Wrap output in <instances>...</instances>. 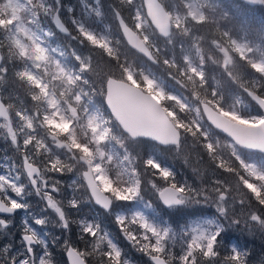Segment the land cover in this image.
I'll return each instance as SVG.
<instances>
[{
	"label": "snow or ice",
	"instance_id": "snow-or-ice-1",
	"mask_svg": "<svg viewBox=\"0 0 264 264\" xmlns=\"http://www.w3.org/2000/svg\"><path fill=\"white\" fill-rule=\"evenodd\" d=\"M250 2L264 4V0ZM118 3L120 9H133L131 13L114 9L120 38L129 48L149 60H155L152 49L156 45L152 36L167 38L174 31L183 30L184 20L173 16L161 0H140L139 4L136 0H118ZM68 12L71 14L73 10L68 9ZM41 13L51 14L61 32L69 31L61 22L60 16L44 6L41 0L30 24H35ZM96 14L99 15V12ZM190 16L191 22L198 25L205 23L206 18L197 12H192ZM73 25L78 33L73 38L87 41L93 49L100 52V59L88 56L81 60L79 56H74L78 71L62 66L59 60L54 61V79L64 81L66 92L70 94L68 99L57 98L53 84L44 78L45 73L19 71L17 75L30 90V95L26 96L30 102L25 106L23 98L17 96L22 107L16 108L13 101L3 94L2 85L8 79L10 67L7 58L0 55V121L4 122L0 127L6 129L5 137L17 148L22 159L19 174L0 175V214H13L27 207L8 195L9 191L21 199L25 195H34L38 198L37 203L43 213V216L34 218V224L43 228L49 223L50 214H55L57 222L53 226L63 229L62 234L66 236L62 250L67 256L68 264H129L123 258L121 249L108 239L106 233L101 234L98 225L74 219L66 211L77 209L80 204L89 201L107 210L116 202L135 201L140 197L142 187V174L136 171L134 160L128 155L120 161L118 170L106 166V161L110 163L112 157L106 158L100 148L110 137L111 129L106 126L110 122L102 120L98 114L89 113L87 107L94 95L91 89H94L96 79L105 88L113 82V70L120 68L117 63L119 56L109 40L98 37L75 19ZM148 29H151V35ZM5 30L3 21H0V31ZM223 35L227 37L228 33ZM25 40L29 43H25ZM11 45L21 58L33 61L37 69L43 66L46 71L47 66L53 63L30 27L24 29L23 40L12 37ZM231 49L230 52L219 48L223 61L218 67L227 79L264 109V83L260 79L248 80L245 71L239 77L233 71L234 60L238 59L242 65L264 78V61L249 59L246 46L235 41L231 42ZM206 59L207 57H201L199 66L187 63L186 67L179 68L174 60L165 58V65L182 73V79L177 80V83L186 93L183 102L176 96L166 95L146 76L143 83L147 95L141 97L146 105L152 130L142 133L140 137L150 138L161 145L175 146L181 159L201 182L199 187L178 186L172 173L162 169L152 159L145 161L141 167L162 181L159 185L153 183L152 187L164 205L203 202L215 206L218 218L226 226L241 223L242 217L264 226V212L259 211L264 209V172L241 159L236 148L239 146L264 152V117L244 119L235 109L224 108L220 89L213 88L207 82L204 71ZM123 71L126 72L127 80H135L130 72L126 69ZM244 81H251L250 87ZM81 82L89 86V91L73 92L72 88ZM106 104L116 121L124 124V118L112 104L110 96L107 97ZM78 111L83 112V117L78 115ZM82 119L85 121L87 139H81L77 133ZM249 122H259L261 128L250 132L241 127ZM208 125L230 138L231 142L213 140L206 131ZM18 130L23 134L18 135ZM189 136L193 138L191 153L185 152V141ZM61 139L65 142L61 143ZM222 142L230 150L228 158L218 154ZM193 157L196 165L192 164ZM70 174H75L80 182L73 181L66 185L64 179ZM21 176L24 177V183H20ZM230 179L235 180V192L240 193L239 199L234 194ZM29 187L31 191H27ZM69 189L73 193L71 198L66 196ZM82 191L85 195L81 194ZM252 200H255L257 207H253ZM237 204L240 205L239 216L233 212ZM115 223L124 239L138 253L147 257L151 264H217V261L219 264H246L247 254L236 249L221 256L219 239L222 238L223 227L219 225L215 230L199 226L189 228L184 232V241L177 247L170 228L158 227L143 215L117 217ZM72 225L80 226L82 234L78 238L82 241L83 248L78 249L68 242L67 233ZM8 226L7 220L0 219V229ZM86 236L89 240H85ZM22 240L25 245L23 253H12L11 244L0 247V264H52L48 245L27 225L22 233ZM41 249L43 255H40Z\"/></svg>",
	"mask_w": 264,
	"mask_h": 264
},
{
	"label": "trees",
	"instance_id": "trees-1",
	"mask_svg": "<svg viewBox=\"0 0 264 264\" xmlns=\"http://www.w3.org/2000/svg\"><path fill=\"white\" fill-rule=\"evenodd\" d=\"M17 3L20 6V9L17 11L16 16L19 18L21 23L25 27H30V31L36 32L39 35V40L43 44L44 48L47 50L50 58H54L59 60L62 63V66L66 68H71L73 71H78V65L77 62L74 59V54L70 52L66 47L65 39L67 36L61 35L58 32H55L53 29L50 28L49 22H48V15L41 13L40 18L36 21L35 24H30L32 21L33 15L35 10L39 8V0H16ZM44 0H41L43 3ZM176 5H181L180 8L176 7V14L177 16H183V14L186 12V7L183 6L182 1L185 0H173ZM209 1L214 0H207V4ZM48 2V0H47ZM202 2V0H201ZM140 3V2H139ZM162 4L167 8V6L162 2ZM59 5L64 12V16L67 18L66 24L63 23L68 29L69 33L72 34L74 37L78 35L76 31V27L73 25V19L77 21L78 24L83 25L87 30L92 31L94 34H98L101 32H106L107 29L110 31L112 30L116 36L117 39L120 40L121 44V51L116 53L119 56V60L117 61L118 64H120L119 69L113 70V78L123 79L126 80V72L123 71L126 69L131 74L135 73L132 72V67L128 64L127 60L130 56H133L137 58L138 64L135 65V68L140 71V73L146 75L147 77L154 79L155 81H159L163 86L164 90L171 92L173 94H176L178 97H180L184 101V97L186 95L184 89L180 86V84L177 83L178 77H182V74H177L174 71H171L167 65H164L161 60L159 59L157 53L152 51V54L157 61L156 65L150 64L148 61H146L144 58H142L140 55L136 54L134 51L129 49L125 43L120 38L119 32L117 30V27L114 23L113 16L111 13L112 9H120V5L118 3V0H59ZM198 15L203 16V12L201 10V3H195ZM211 9H213L212 4H208ZM68 9H72L73 12L70 14L68 12ZM122 12H126V9H120ZM207 10V9H206ZM99 12V15L96 13ZM187 15V13L185 14ZM181 17L184 22L187 24H184L183 26L186 27L191 32H194L192 35H194L196 38H201L204 42L211 41V43H221L222 45L228 46V50L231 52V46L229 45L228 41L233 39H237V33L240 32H248L249 35L253 37V41H257L261 44H264V4L262 7H251L247 8L246 11L238 12L236 11V27L235 23L232 25V28H215L212 26H209L208 24L212 23L211 19L206 18L205 23L202 25H198L194 22H191V18L185 16ZM207 16V12H206ZM6 8L3 13H0V21H3V27L6 29L5 31H0V54L3 55L5 58H7L9 62V73H8V79L3 85L10 86L14 88L16 91L21 92L20 97L24 99L25 104L27 105L30 101L26 96L30 95V90L27 87V85L22 82L17 75V72L19 71H25L26 67L28 66V59L21 58L17 53L16 50L11 46L8 38V28H6ZM62 19V18H61ZM230 19V18H228ZM62 21V20H61ZM211 25V24H210ZM43 26V28H42ZM237 26L240 27V30L237 31ZM245 28V31L242 30V28ZM151 32V29H148ZM176 32V31H174ZM223 33H228V36L225 37ZM157 40H165V38H160L157 36H154ZM180 39V38H179ZM80 43V44H79ZM78 48H82L81 51L78 52V55H81V60L88 56H94L96 59H100V52L96 49H93L87 41H83L82 38H79L76 41L75 44ZM179 48V51L177 54H186L189 58V60L194 64L198 65L200 64L201 57H203V53H205L206 45L202 49V46L199 42H194L189 44L188 42H183ZM171 55L173 59H177V54L174 51L175 49L173 46H171ZM123 54L125 57H123ZM234 55V54H233ZM126 58V59H125ZM184 68V66H183ZM142 76V75H141ZM137 80V84L140 83V80ZM94 89H91V91L94 93L92 96L91 102L87 103V107L92 108L94 110V107L92 104L95 105L96 108H98V111L102 112L105 115L106 118L110 122L106 126L111 129V134L109 139L101 146L102 149H104L105 153L108 155H105L107 158L108 156L112 157V160L110 163H108V167L110 169H116L118 170L117 166L120 163V161L123 160L125 155H128L130 159L134 160V167L138 173L142 174V187H141V195L138 197L135 201L131 202H121V210L127 211L132 205V202H140L141 204L145 205V211L144 216L156 223L158 222L161 225L170 224L173 220L176 219V215L171 214V208H177V207H169V208H163L161 207L156 199H155V192H151V189L148 187L147 180L149 178L155 179L152 175V172L145 171L143 167H141L144 162L141 159V157H149L150 159L154 160L155 163L159 164L160 167L164 166L171 170H174L176 173H187V165L181 164L180 159L177 157V153L171 152L172 148L171 146H159L152 141L146 140V139H127L128 137L122 133V131L117 127V125L112 120L111 116L106 111L103 102H102V96H103V85L99 82V79H96L94 81ZM246 86H249L246 84ZM76 89H80L83 91H89V86L84 85L82 82L78 83L76 86H74ZM250 87V86H249ZM97 96V99H96ZM99 105H97V104ZM43 108V105L41 106ZM223 107L229 110L235 109L238 111V113L242 116H249V115H255L258 114L259 111L257 107L251 103L243 91L239 89L237 86H235V89L233 91L232 97L227 99L225 103H223ZM85 121L81 120V127L84 125ZM77 129L78 135L84 136L88 135L82 128ZM206 131L211 133V136L217 135L218 138H224L221 134L214 131L212 128L207 126ZM214 134V135H213ZM192 137L189 136L186 138L187 146L185 148V152L191 153L193 150L191 148L192 144ZM134 140V141H132ZM61 141L65 142L63 139ZM3 145L0 141V147ZM103 151V152H104ZM196 151H201L200 149H196ZM5 154L9 159L12 160V157H14L13 162L15 161V157L17 155L11 153L9 150H4V153L0 150V155ZM218 154L223 155V157L228 158L230 155H227L223 152L221 148L218 149ZM238 154L241 158L244 159H252L256 160L258 158H261L264 160V156L260 155L257 152H250L242 149H238ZM206 159V156H205ZM256 162V161H255ZM9 163V162H8ZM192 164L196 165L195 157L192 158ZM184 165V166H183ZM17 169L20 172V164L17 165ZM125 166H127V162H125ZM14 169L16 171V166H14ZM159 181V179H157ZM24 183V180L22 181ZM157 183V182H156ZM162 182L159 181L158 184H161ZM27 191H31L30 187L27 189ZM68 193H66L67 196ZM29 195H25L23 198V202L28 204L26 205L31 210L33 207H35V204L33 202H30ZM68 198V197H67ZM253 206L257 207L255 200H252ZM112 208V206H111ZM68 214L74 218L78 219L80 221L86 220L89 218H92L91 223L95 222H104L105 220V212L98 209L97 207L93 206L91 202H86L85 204L79 205L77 209H66ZM259 211L264 212V209H260ZM156 221V222H155ZM80 226L79 225H72L70 228V231L67 233L68 242L75 240L74 247L76 248H83L84 245L82 241L78 238L81 235ZM75 237V239L73 238ZM124 241V240H123ZM48 245V251L51 253V259L52 264H65L62 254V244L59 240L55 241V245L53 246V243L47 242ZM259 250V247L255 246L250 251L251 254L257 253ZM260 260L258 261V264H264V249H262ZM251 260L252 257L250 256ZM249 261V257L246 256V262ZM255 262H251L250 264H253Z\"/></svg>",
	"mask_w": 264,
	"mask_h": 264
},
{
	"label": "rangeland",
	"instance_id": "rangeland-1",
	"mask_svg": "<svg viewBox=\"0 0 264 264\" xmlns=\"http://www.w3.org/2000/svg\"><path fill=\"white\" fill-rule=\"evenodd\" d=\"M139 2H140V0H136L137 4H139ZM162 2L171 11L173 16H177V14L175 13L176 7L180 8L181 5L173 4L174 3L173 0H161V3ZM195 3L205 4L206 2H201V0H185V1H182L183 6L186 7L187 10L183 14V16H180V17H184V15L187 13V15H185V16L191 18L190 14L192 12H197V8H196ZM43 5L51 8L54 12H56L60 16V19L62 18L61 19L62 22L66 24L67 18L64 16V12L62 11L59 3H57V0H48V2H47V0H44ZM5 8H6V18H7L6 24H8V26L6 25V28H8L7 32H8V38H9L10 44H11V38L12 37H17V38L23 40L24 39V29L28 28V27H25L21 23L19 18L16 16L17 11L20 9L19 4L17 3L16 0H0V13H3L5 11ZM212 8L214 9L215 6H213ZM213 9H210V11L212 12V15H217V13H215ZM67 10H68V8H67ZM132 11H133V9H131V8L126 9L127 13H131ZM47 15H48L49 26L51 29H53L51 27V24H50L51 14H47ZM203 16L206 18L205 12H203ZM13 22H15V23H13ZM236 23L237 22H235V27H236ZM184 24H187V23L184 22ZM42 28H43V26H42ZM245 28L246 27L242 28V30L245 31ZM239 30H240V27L237 26V31H239ZM148 32L151 35V32L149 30H148ZM193 33L194 32H191L190 30H188L186 27L183 26L182 31L177 30L176 32H173L172 35L170 37L165 38V40H157L154 36H152V40L154 41V43L156 45V47L153 48L152 51L157 53L159 59L161 60V62L164 65H165V63H164L165 58H168L169 61L174 60L176 62V64L179 66V68H183V66L186 67L187 63H191L192 65H194V64L189 60V58L186 54H183V55L177 54L180 46H183L181 44L183 42H188L189 44L194 43V42H199L202 46V49L207 44L206 49H205V53H203V57H207L206 62H205L206 66L204 68V71H205L206 77H207V82L213 88L218 87L220 89V94L223 95V103H225V101H227V99L232 97L233 91H234L235 86H236L235 84H233L231 82V80L227 79L223 75L222 71L218 67L223 61V55L219 51V48L228 49V46L222 45L221 43H216V42H215L216 44H213L209 40L204 42L201 38H196L194 35H192ZM33 34L39 39L38 33L33 32ZM97 36L103 37V38H106L107 40H109L112 48L114 50H116L117 52H119V51H121V53L123 52L121 49V44H120L121 42H120V40L117 39L116 34L112 30L109 31L107 29L106 32L98 33ZM77 40L78 39H74V38L70 39L69 37H66V39L64 41L67 45L66 48L68 50H70V52L73 53L74 56H79L81 58V55H78V52L81 51L82 48H78L75 45ZM232 41H235L239 45L246 46V48L248 50L247 56L249 59H251L253 61H257V62L264 61V44H261L257 41H253V37L251 35H249L248 32L237 33V39H235V40L231 39L228 41L230 46H231ZM24 42L29 43V41H27V40H25ZM217 45H219V47ZM41 46L44 47L42 43H41ZM171 46H173V48L175 49L174 51L177 54V56H176L177 59L176 58L173 59V57L171 55V52H172ZM157 49H158V51H157ZM123 57H125L124 54H123ZM51 60L53 61V63H50L47 66L46 71H45V68L43 66L41 68L37 69L33 64V61L28 60V66L26 67V70L32 71V72L39 71V72L45 73L44 78L48 79L53 84L57 98L61 99V100L68 99L70 94L66 92V85H65L64 81L54 79V73H55L54 61H56V59L52 58ZM127 62L132 67V72L136 74V76L134 74H132L135 77V80L134 81L128 80V82H130L131 84L136 85V86L139 85V88H141L142 90L145 91L146 86L143 83V78L146 75L140 73V71L135 68V65L139 63L137 58L130 56L128 58ZM169 69L171 71H174L177 74H182L176 68H169ZM233 71H234V75H236L238 77L245 71V75H246V78L248 80L260 79L261 82L264 83V78H260L258 76V74L254 73L250 68H247L244 65H242L238 59L234 60ZM136 79L140 80L139 84H137ZM178 79H182V77H178ZM152 80L156 83L158 88H160L166 95L176 96L177 98H179L183 102V100L180 97H178L176 94L165 91L164 86L159 81H155L154 79H152ZM244 83L248 84L249 86L251 85V81H244ZM2 89H3V94L7 95L9 97V99L13 101L16 108L22 107V105L16 99L17 96L20 97L21 92H18L14 88L7 86V85H2ZM72 91L73 92H79L80 89L78 90L75 87H73ZM21 98H22V96H21ZM24 99L25 98H23V101H24ZM96 99H97V96H96ZM24 104H25V102H24ZM92 105L94 107V110L92 108H89L88 109L89 113L98 114L102 120H105V115L102 112L98 111V108H96L94 104H92ZM25 106H27V105L25 104ZM170 110H171V108H170ZM68 114L70 115V113H68ZM78 115L83 117L84 114H83V112L78 111ZM240 116L244 119H249V120L252 118H262V114L260 112L258 114H255V115H249V116L240 115ZM82 120H84V119H82ZM106 120L108 121L107 118H106ZM3 123H4L3 121H0V124H3ZM247 124H254V123L249 122ZM81 128L87 133V129H86V127H84V125ZM207 133H208V135H211V133H209V132H207ZM17 134L22 135L23 132L18 130ZM5 135H6V129L0 127V141H1V144L3 145L2 147H0L1 152L4 153V150H9V151H11V153H13L17 156L15 157L16 162H13L14 157H12V160H11L5 154L0 155V175L9 176L10 174H19L20 172L17 169V167H18L17 165H19V164L21 165V163H22L21 156L19 155L17 148H15L11 145V141L9 139H7L5 137ZM87 138H88V135L81 136V139H87ZM211 138L213 140L220 139V140H226V141L230 142L225 137L224 138H218L217 135L211 136ZM127 139H129V138H127ZM132 141H134V140H132ZM171 147H173L171 152L177 153V157L180 159L181 157H180L179 152L177 151L176 147L175 146H171ZM219 148H221L225 154L230 155V150L224 145L223 142L221 143ZM236 148H237V154H238V149L240 150V148H238L237 146H236ZM100 150L102 152L104 151V149H102V148H100ZM60 151L62 152L63 150H60ZM103 153L105 155H108L107 153H105V151ZM141 159L143 160V162H145L150 158L144 156V157H141ZM241 159H243L247 164H251V165L255 166L258 171L264 172V160L263 159H261V158H258L256 160L244 159V158H241ZM180 161H181V164L184 163V161L182 159H180ZM107 164L108 163L106 161V166L108 167ZM14 166H16V171L14 169ZM161 168L167 169L172 173L173 180L175 183L178 184V186L190 185L193 188H197V187H199V185L201 183L200 181H198L196 179L195 175L192 173V171L189 167H187V173H181V174L176 173L174 170H171V169L164 167V166H162ZM23 180H24V177L21 176L20 183H23L22 182ZM73 181H77L78 183L80 182L77 180V177L75 174H70L67 178L64 179V183L66 185L71 184ZM159 181L157 179L155 181V179H151V178H149L147 180V184H148V187L151 189V192L152 191H153V193L155 192V190L152 187V184L155 183V184L159 185L158 184ZM230 182L233 184L234 194L239 199L240 193L235 192V180L230 179ZM67 193H68L67 197L71 198L73 195L72 191L69 189ZM7 194L12 196V198L17 199L18 202H21L23 204L28 203V202H26V203L23 202L24 197L22 199L15 197L14 193H11L10 191ZM81 194L85 195L83 193V191ZM251 204L253 205L252 201H251ZM26 205H28V204H26ZM144 208H145L144 204H141L140 202H136V203L132 202L131 207L129 208V210L126 213L125 211L121 210V202H116L112 205V208H110L107 212H105V220L106 221H104V222H95L94 221L93 223H91L92 218H89L86 220L84 219L82 221L84 223H87V224L98 225L100 230H101V234H105V233L107 234L108 239L111 240L118 248L121 249L123 258L126 259L129 262V264H146V263H148L147 257H145L141 253H138L124 239V237L122 236V234L120 232L119 227L115 223V219L117 217H131V216H134L137 214L144 216V211H145ZM233 212L235 215L239 216L240 205L237 204L234 207ZM171 214L172 215L174 214L177 217L169 225L168 224L161 225L156 221H155L156 223H154L150 220H149V222H151L154 225L161 227V228H170L172 230V233L174 234V237H175L174 243L177 245V247H179V245L184 241V232L186 230H188L189 228L199 226L202 229L215 230L216 226L219 225L220 227H223V231L221 232L222 238L219 239V243H220L219 252H220L221 256L229 254L232 249H236L237 251H239L241 253L247 254L246 256L249 257V261L246 262V264H250L251 262H255L253 264H258V261L260 260L261 253H262L260 251H262V249H264V226L258 225L255 222L248 221L245 217L241 218V221H242L241 223L232 225L230 227L226 226V224H222L220 218H218V214L216 212L215 206L205 204L203 202L196 203V204L185 203V204L179 205V206H177V208H171ZM38 216H43V213L40 212V205L39 206L35 205V207H33L32 210L29 207L22 208L12 217L6 218L7 221L9 222V226L12 228V230L11 231L9 230V226H8V229L7 228L6 229H0V247H3L5 244H11L12 245V249H11L12 253H23L24 251H23V247H22V243H21L20 239L13 238V234H14V230L18 232L17 235H19L20 233H23L26 225H27V227H30L34 231H36L38 238L45 241L46 244H47V242L53 243V241H55L57 237H59L61 239V242L64 243L65 242V237H64L65 235L62 234V233H64V230L61 228L53 226L57 222V217L55 216V214H50L49 223L47 224V226H45L43 228L34 224V218L38 217ZM13 223H15V226ZM45 233H47V235H45ZM85 240H89V238L86 236ZM255 246L259 247V250L257 253L251 254L250 250ZM36 247L39 248V246H36ZM40 255H43V249L40 250ZM250 256L252 257V260H251ZM143 260H146V262ZM217 264H219L218 261H217Z\"/></svg>",
	"mask_w": 264,
	"mask_h": 264
},
{
	"label": "water",
	"instance_id": "water-1",
	"mask_svg": "<svg viewBox=\"0 0 264 264\" xmlns=\"http://www.w3.org/2000/svg\"><path fill=\"white\" fill-rule=\"evenodd\" d=\"M237 1H239L242 4L247 5L249 7H262L263 6V4H261V3H253V2H250V0H237ZM111 13L113 16L114 23H115L117 30L119 32L118 21L115 19L114 9L111 10ZM50 24H51V27L54 29L55 32H58V33L63 34V35L68 34V32L67 33L61 32L60 29H58L56 27V25L53 22L51 17H50ZM119 35H120V33H119ZM129 49H131V48H129ZM135 53L142 56L143 58H145L148 62H150L152 64L156 63L155 60L154 61L149 60L148 58L139 54L138 52H135ZM243 93L245 94L247 99L257 107L259 112L262 114V117H264V109H262L256 101L252 100V98L249 97L247 95V93H245V92H243ZM146 95H147V93L145 91H143L141 88L137 87L136 85H133L130 82L123 80V79L113 78V82L111 84H109L106 88L103 86L102 102H103V105H104L106 111L108 112V114L113 119L114 123L118 126V128L122 131V133H124L129 139H135L134 137H138L140 139H146V140L152 141L153 143H155L159 146H165V145L159 144L156 141L151 140L150 138L140 137L142 133H146V132H149L152 130L151 125L148 121V117H147L146 105H145L144 101L141 99L142 96H146ZM109 96L112 99V104L116 107V109L121 113L122 117L124 118V121H125L124 124H119L116 121V117L114 115H112L111 111L108 109L106 102H107V97H109ZM208 126L210 128H212L214 131H216L217 133L224 136L227 140L230 141V138L226 137L223 133H220L218 130L214 129L210 125H208ZM241 127L249 130L250 132H255L257 129L261 128V124L259 122H257L254 124H245V125H242ZM125 129H126V131H125ZM167 146H172V145H167ZM237 147L240 149L246 150V151L257 152V153L264 156V152H260L258 150L247 149V148H241L239 146H237ZM155 198L162 207H164V208L170 207V206L163 204V202L159 199L156 191H155ZM92 204L104 212H107L111 207L110 206L109 209L105 210L102 207L95 205L93 202H92ZM173 206H179V205H173ZM0 215H11V214H0ZM21 238H22V235H21ZM63 256L65 259V263L68 264V259H67L65 252H63Z\"/></svg>",
	"mask_w": 264,
	"mask_h": 264
},
{
	"label": "flooded vegetation",
	"instance_id": "flooded-vegetation-1",
	"mask_svg": "<svg viewBox=\"0 0 264 264\" xmlns=\"http://www.w3.org/2000/svg\"><path fill=\"white\" fill-rule=\"evenodd\" d=\"M202 2H206L205 4L201 3V10L202 12H207V16L206 18L211 19V21H213L212 23L208 24L209 26L215 27V28H232V25H234V23L236 22V11L238 12H242V11H246L247 8H251L245 4L240 3L237 0H214V1H209L208 4H212L213 6H215V8L213 9L215 13H217V15H212V12L210 11L211 7L208 6L207 4V0H202ZM207 9V10H206ZM230 18V19H228ZM62 22V21H61ZM65 26V25H64ZM66 27V26H65ZM67 28V27H66ZM68 29V28H67ZM63 35V34H61ZM69 37L70 39H72L74 36L72 34L69 33L64 35ZM123 41V40H122ZM216 44V43H214ZM142 57V56H141ZM143 58V57H142ZM145 59V58H144ZM146 60V59H145ZM147 61V60H146ZM157 63V61H156ZM152 64V65H156ZM144 91V90H143ZM146 92V91H145ZM61 143H64L63 141L60 140ZM28 197H30V202H33V204L39 206V204L37 203L38 198L35 197L34 195H29ZM156 199V198H155ZM157 201V200H156ZM91 202V201H90ZM158 203V201H157ZM92 204V202H91ZM159 204V203H158ZM93 205V204H92ZM160 205V204H159ZM94 206V205H93ZM161 206V205H160ZM162 207V206H161ZM170 207H177V206H170ZM164 208V207H163ZM169 208V207H167ZM99 209V208H98ZM19 210H17L15 213L11 214V215H0L1 219H5L8 217H12L13 215H15ZM15 226V223H13ZM8 229V228H7ZM9 230L11 231L12 228L9 226ZM18 232L14 230V234H13V238L16 239H20L21 243H22V247H23V251H25V245L24 242L21 238L22 233H20L19 235H17ZM66 239V236H64ZM73 238L75 239V237L73 236ZM68 239V237H67ZM56 241V240H55ZM59 241L61 242V239L59 238ZM69 243L74 246L75 244V240L69 241ZM61 244L63 245V243L61 242ZM64 251H62L63 254ZM64 259V256H63ZM146 262V260H143ZM65 262V259H64ZM151 264V262L148 260V263L146 264ZM66 264V263H65Z\"/></svg>",
	"mask_w": 264,
	"mask_h": 264
},
{
	"label": "bare ground",
	"instance_id": "bare-ground-1",
	"mask_svg": "<svg viewBox=\"0 0 264 264\" xmlns=\"http://www.w3.org/2000/svg\"><path fill=\"white\" fill-rule=\"evenodd\" d=\"M137 54V53H136ZM154 57V56H153ZM156 61V60H155ZM150 63V62H149Z\"/></svg>",
	"mask_w": 264,
	"mask_h": 264
}]
</instances>
